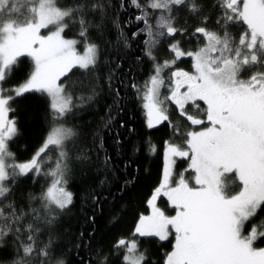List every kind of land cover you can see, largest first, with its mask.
Here are the masks:
<instances>
[{"label":"snow or ice","instance_id":"obj_1","mask_svg":"<svg viewBox=\"0 0 264 264\" xmlns=\"http://www.w3.org/2000/svg\"><path fill=\"white\" fill-rule=\"evenodd\" d=\"M129 3L140 12L136 21L144 24L133 36L146 33L145 55L154 61L155 72L143 88L132 85L146 110L148 128L169 119L167 100L192 126L203 125L184 133L181 143L166 142L163 181L148 201L151 215L140 217L133 236L165 241L174 234L173 250L166 255L165 264H264V248L255 246L264 238V221L257 224L253 220L264 206V0H222L221 16L216 20L219 30L196 27L192 35L199 34L197 39L203 38V45L184 51L179 41L171 43L174 59L163 63L156 61L153 52L160 38L186 31L175 26L174 10L185 6L196 15L201 5L196 0ZM111 6V0H73L70 6H61L58 0H0V248L9 236L18 242L17 251L23 256L14 264H27L25 258L34 253L49 256L51 240L36 248L40 222L52 224L57 210L63 212L73 203L66 176L70 171L69 141L74 142L77 133L61 122L76 105L59 81L74 67L86 72L96 69L99 46L90 40L89 30L103 26ZM120 6L124 7L123 0ZM97 16L99 23L95 22ZM207 20L205 16V25ZM236 24L245 26L238 40L231 34ZM70 28L77 30L82 41L65 37ZM81 42L83 52L77 48ZM124 45L128 46L126 38ZM185 56L191 58L194 71H172L167 85L170 95L163 96L164 69ZM21 57L33 62L30 77L17 87H3ZM29 92L49 98L52 124L32 159L19 163L9 149V142L19 135L16 119H9V112L15 111L10 102ZM189 106L196 112H189ZM174 131L179 134V129ZM149 148L156 150L151 144ZM53 153L54 166L44 170L42 166L52 160ZM176 157L189 161L185 171L190 177L181 173L173 180ZM76 159L86 160L87 156ZM42 171L53 178L41 196L43 216L36 208L27 213L8 202L17 177ZM229 175L232 183L238 182L236 190L228 189L225 177ZM161 196L167 198L175 215H166L157 206ZM29 214L31 218L26 220ZM138 243L136 239L117 241L114 247L124 250L125 264H143L145 256Z\"/></svg>","mask_w":264,"mask_h":264},{"label":"trees","instance_id":"obj_2","mask_svg":"<svg viewBox=\"0 0 264 264\" xmlns=\"http://www.w3.org/2000/svg\"><path fill=\"white\" fill-rule=\"evenodd\" d=\"M58 2L61 6H70L73 0ZM121 2L111 0L112 6L103 26L89 30L90 40L99 46L96 69L86 72L74 68L62 80L64 83L67 81L76 105L61 122L77 133L74 142L69 141L70 171L66 176V187L73 193V203L63 212L57 210L52 224L40 222L36 248L44 247L51 240L49 256L34 253L32 257L25 258L27 264H56L59 260L64 264H125L124 250L114 247L121 238L138 240V250L145 256L143 264H165L166 255L173 250V237L161 241L155 237L133 236V232L140 217L151 213L148 201L163 181L166 142H174V129L183 132L188 123L180 117L177 121L168 119L153 129L148 128L146 110L132 85L143 88L155 72L154 61L145 55L146 33L133 36L144 27L142 21L135 19L140 14L139 10L131 6L129 0H123L124 7L121 8ZM196 2L201 5L196 15L185 6L173 12L175 26L186 31L168 39L179 41L184 51L197 49L196 44H184L194 37L197 39L199 34L192 35L196 27L219 30L216 20L221 16L219 5L222 0ZM205 16L208 17L206 25L203 21ZM95 22L99 23L98 16ZM243 27L236 24L231 28V34L237 40ZM121 31L127 39V47ZM64 34L68 39H83L74 28ZM197 42L200 46L204 43L202 38ZM171 43L166 39L160 41L159 46L164 48V53H158V45L153 49L157 62L174 58V53L169 51ZM183 61L190 72L193 69L191 58ZM178 66H173L174 70H178ZM32 70L31 59L21 57L3 82V87L11 89L21 85L30 77ZM10 103L15 111L9 112V118L16 119L19 135L9 142V149L15 154L16 162H27L42 146L52 124L50 101L46 95L29 92ZM109 117L111 122L106 123ZM149 144L155 146V152L150 151ZM79 155H86L87 159L77 160ZM54 163L55 153L52 160L42 167L47 170ZM52 179L43 171L39 175L29 172L17 177L8 202L27 213H30V208H36L43 216L41 196ZM225 180L229 190L238 188V182L232 183L231 175ZM158 201L167 203L161 197ZM30 218L31 214L26 220ZM253 220L257 224L264 221V206ZM17 246L18 242L13 237L5 238L0 248V264H14L23 256L22 251H17ZM257 246H264V238L258 239Z\"/></svg>","mask_w":264,"mask_h":264},{"label":"rangeland","instance_id":"obj_3","mask_svg":"<svg viewBox=\"0 0 264 264\" xmlns=\"http://www.w3.org/2000/svg\"><path fill=\"white\" fill-rule=\"evenodd\" d=\"M154 22V23H153ZM155 22H156V16H155V18H154V20L152 21V23H153V25H155ZM47 32H48V30L47 29H42L41 30V33L42 34H47ZM65 35V34H64ZM169 37H162V38H160V41H162V40H165L166 39V42H169V43H171V42H175L176 40L173 38V40L172 39H170V41H169V39H168ZM193 39V38H192ZM203 39V38H202ZM172 40V41H171ZM184 44L185 45H188V44H196V47L199 45V43L197 42V39L194 37V39L191 41V42H184ZM77 48H78V50L79 51H81V52H83V47H81L80 48V44H78L77 45ZM183 49V48H182ZM156 50L158 51V53H164L163 51H164V48L163 47H161V46H159V44H158V46L156 47ZM175 55V54H174ZM186 58H188V57H181L180 59H178V60H176V62H175V64L173 65V66H175V65H178L179 64V66H178V69L179 70H184V71H187V68H186V66H184L185 64H184V59H186ZM190 58V57H189ZM172 59H174V58H171V59H169V60H172ZM164 60V59H163ZM162 60V61H163ZM164 61H168L167 59H165ZM163 61V62H164ZM162 62V63H163ZM183 63V64H182ZM74 68H79V67H74ZM74 68H72V69H74ZM173 67H171V69H172ZM193 68V67H192ZM72 69L67 73V75L72 71ZM171 69H166L165 70V74H163V76H164V78H165V87H162L161 89H160V91H161V94L163 95V96H167V95H170V89H169V87H167V85L169 84V76H170V73L172 72L171 71ZM175 68H173L172 70L173 71H175L174 70ZM177 70V69H176ZM194 71V69H192L191 71H190V73L191 72H193ZM188 72V71H187ZM66 75V76H67ZM65 76H63V77H61V80L59 81V83H61V84H63L64 86H65V89H66V91L67 92H69V90H68V88H67V81L64 83V82H62V80H63V78H64ZM174 86V85H173ZM198 103H200V105H201V108H206V106L203 104V102H198ZM165 107H166V112H167V115H168V117H169V119L170 120H172L173 119V121H177V119L178 118H183V121L185 120L187 123H188V125L186 126V129L182 132L181 130H179V134H177V132L176 131H174V135H175V137H174V143H181L182 142V140L184 139V133H186L188 130H192L193 128H199V126H192L191 124H190V122L187 120V118H186V116H181L180 115V111H179V109L177 108V106L174 104V103H172L170 100H167V101H165ZM188 111L189 112H191V113H195L196 112V110L195 109H193V108H191V106H189V108H188ZM10 119V118H9ZM158 126V125H157ZM67 128H70L69 126L67 127ZM202 128V127H201ZM150 129H153V128H150ZM165 151H166V146H165V149H164V161H165ZM175 159V163H174V165H173V180H175L181 173H184V175L186 176V177H190L192 174L190 173V172H186L185 170L186 169H188V167H189V161L188 160H186V159H182V158H179V157H176V158H174ZM164 168H165V165H164ZM227 177V176H226ZM226 177H225V179H226ZM153 195V194H152ZM151 195V196H152ZM161 198H164L166 201H167V198L166 197H163V196H161ZM157 206L158 207H160L163 211H165V213H166V215H175V210L173 209V208H171L170 207V205H169V202L167 201V203L165 202H161V203H159V201L157 200ZM149 215H151V213L149 214ZM148 216V215H147ZM173 237V241H174V234H172V235H170L169 236V239L170 238H172ZM155 238H158V237H155ZM159 239V238H158ZM257 242H258V240L255 242V246H257ZM257 247H260V248H264V246H257Z\"/></svg>","mask_w":264,"mask_h":264}]
</instances>
